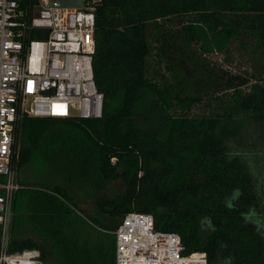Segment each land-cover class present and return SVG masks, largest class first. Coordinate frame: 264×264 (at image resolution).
Returning <instances> with one entry per match:
<instances>
[{"label":"trees","instance_id":"trees-1","mask_svg":"<svg viewBox=\"0 0 264 264\" xmlns=\"http://www.w3.org/2000/svg\"><path fill=\"white\" fill-rule=\"evenodd\" d=\"M89 1L102 114L22 116L7 250L38 248L45 264H115L113 230L136 210L186 250L206 251L208 264H264L253 179L228 147L264 122V0ZM212 53L236 56L239 68ZM53 173L63 182L50 183ZM76 188L96 214L78 206Z\"/></svg>","mask_w":264,"mask_h":264},{"label":"built area","instance_id":"built-area-1","mask_svg":"<svg viewBox=\"0 0 264 264\" xmlns=\"http://www.w3.org/2000/svg\"><path fill=\"white\" fill-rule=\"evenodd\" d=\"M94 7L89 0H0V264H45L38 248L7 250L22 116L102 114L92 67ZM33 30L45 35L29 38ZM113 232L115 264H208L206 251L186 250L177 232L156 229L152 213L129 211Z\"/></svg>","mask_w":264,"mask_h":264},{"label":"rangeland","instance_id":"rangeland-1","mask_svg":"<svg viewBox=\"0 0 264 264\" xmlns=\"http://www.w3.org/2000/svg\"><path fill=\"white\" fill-rule=\"evenodd\" d=\"M211 57L219 61L224 66L238 69L239 61L234 56L233 60L227 62L222 53H212ZM228 147L231 153L239 155L245 162L250 172L254 188L257 195V203L252 208L251 217L259 223L260 230L264 233V122L250 124L238 137L228 140ZM50 183L63 182L57 173L47 175ZM74 200L78 206L91 214L97 213V208L93 204L92 195L87 191L74 189ZM236 193L232 194L234 196ZM230 200V197L227 201ZM205 228H209L207 220L203 221ZM216 264H230L228 259H220Z\"/></svg>","mask_w":264,"mask_h":264},{"label":"water","instance_id":"water-1","mask_svg":"<svg viewBox=\"0 0 264 264\" xmlns=\"http://www.w3.org/2000/svg\"><path fill=\"white\" fill-rule=\"evenodd\" d=\"M62 4H78L81 0H56Z\"/></svg>","mask_w":264,"mask_h":264}]
</instances>
